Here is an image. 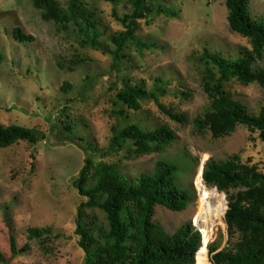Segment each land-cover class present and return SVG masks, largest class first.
<instances>
[{
    "label": "rangeland",
    "instance_id": "rangeland-1",
    "mask_svg": "<svg viewBox=\"0 0 264 264\" xmlns=\"http://www.w3.org/2000/svg\"><path fill=\"white\" fill-rule=\"evenodd\" d=\"M58 1L66 6L69 0ZM83 1L97 14L102 49L85 46L83 36L72 25L66 30L46 22L33 0H0V124L33 129L36 136L44 137L36 145L19 142L0 150V252L11 258L12 233L20 247L30 246L12 264H85L76 231L80 206L87 199L74 183L88 155L77 140H86L99 150L110 145L112 128L123 125L113 112V102L124 79L141 83L148 91L158 78L163 79L166 95L159 101L165 111L153 100L145 101L139 112L128 111L126 123L149 130L164 125L177 139L163 154L135 156L123 151L106 162L118 163L119 171L129 179L152 173L159 160L187 167L180 183L191 189L189 208L181 213L160 206L155 209L154 221L169 234L188 223L201 229L202 198L196 179L209 159L221 161L238 155L264 172V141L259 132L239 126L230 136L215 139L210 132L200 134L194 127V120L203 117L210 104L203 89L205 50L227 59L251 50L247 39L230 30L226 0H154L177 17L159 16L150 25L140 21L137 38L155 47L141 52L128 44L121 71L114 67V46L108 38L125 30L114 14L131 13L129 1L118 7L101 0ZM250 13L254 19H263L264 0H252ZM17 28L35 41H16L13 32ZM65 83L71 86L68 92L61 90ZM226 90L252 114L260 112L264 90L259 85L244 86L234 80ZM167 111L184 116L185 123L173 120ZM66 116L76 126V140L66 137L62 125ZM87 215L88 220L96 217L100 225H106L100 210H89ZM223 220L225 223V216ZM30 228H49L53 237L44 243L29 241ZM227 239L225 223L209 245L217 242L221 250Z\"/></svg>",
    "mask_w": 264,
    "mask_h": 264
},
{
    "label": "trees",
    "instance_id": "trees-1",
    "mask_svg": "<svg viewBox=\"0 0 264 264\" xmlns=\"http://www.w3.org/2000/svg\"><path fill=\"white\" fill-rule=\"evenodd\" d=\"M101 1L114 7L124 2ZM128 1L131 13L123 17L114 14L125 30L108 38L114 46L111 54L118 71H121L123 52L128 44H133L141 52L155 47L137 38L140 21L150 25L159 16L177 17L176 12L157 5L154 0ZM251 1L226 0L230 30L247 39L251 50L246 49L237 59H227L205 50L201 59L203 89L210 104L204 116L194 120V127L200 134L210 132L215 139L230 136L239 126H246L254 133L259 132L264 141V101L260 112L252 114L226 90L234 80L244 86L257 84L264 90V66L261 65L264 62V18H252ZM33 6L46 22H53L66 30L70 25L74 26L83 36L85 46L96 50L103 48L100 42L103 33L99 30L97 14L83 0H69L66 6L58 0H33ZM13 36L22 43L35 41L19 28L14 30ZM162 85L163 79L158 78L154 88L148 91L141 83L133 84L132 79H124L123 89L113 102V112L123 120V125L112 128L110 145L99 150L86 140H77L83 143L82 148L88 155L74 183L79 194L87 199L80 206L76 231L79 245L86 255L85 264H264V172L257 165L244 163L238 155L221 161L211 158L206 162L202 175L206 186L227 195L229 210L225 223L228 239L221 250L217 242L209 245L202 257L203 235L198 227L201 234L188 223L171 235L154 221L158 206L179 213L189 208L191 189L180 183L187 167L178 162L159 160L152 173L129 179L119 171L118 163L106 162L107 158L123 151L135 156L163 154L176 141V134L167 126L149 130L137 123H126L130 118L128 111L139 112L145 101L153 100L165 111L159 101L166 95ZM61 90L68 92L71 86L65 83ZM66 110L62 112L65 115ZM167 113L173 120L185 123L184 116ZM69 119L66 116L62 125L66 137L73 141L77 139L76 126ZM43 139L36 136L33 129L0 124V150L19 142L36 145ZM223 200L222 221L226 212V201ZM93 209L104 214L106 225H100L96 217L88 220L87 211ZM52 237L49 228L28 229L29 241L44 243ZM10 246L11 258L0 252V264H12L14 259L30 251L28 245L20 247L13 233Z\"/></svg>",
    "mask_w": 264,
    "mask_h": 264
},
{
    "label": "bare ground",
    "instance_id": "bare-ground-1",
    "mask_svg": "<svg viewBox=\"0 0 264 264\" xmlns=\"http://www.w3.org/2000/svg\"><path fill=\"white\" fill-rule=\"evenodd\" d=\"M202 173H203V169L201 168V173L198 174V178L196 179V186L202 198V206H201L202 209L200 216L198 217V221L202 229L201 232H203V234L201 235H204V238H202L203 248L206 249L207 246L212 241H214L219 226L225 225V223H223L224 220L222 221L221 218V214L223 212V206H224L223 198L225 199V195L223 196L220 194L223 197L222 198L218 193L219 191L216 192L217 191L216 189L207 187L204 180L202 179ZM226 209H227V201H226L225 211ZM225 214L226 212H224V216ZM205 253L206 250L202 251L201 253L202 257H204Z\"/></svg>",
    "mask_w": 264,
    "mask_h": 264
},
{
    "label": "water",
    "instance_id": "water-1",
    "mask_svg": "<svg viewBox=\"0 0 264 264\" xmlns=\"http://www.w3.org/2000/svg\"><path fill=\"white\" fill-rule=\"evenodd\" d=\"M205 164L206 163H204V165H203V167H202V169H203V171H204V168H205ZM202 175H203V173H202ZM214 189H216L217 191H218V189L217 188H214ZM225 199H227V196L225 195ZM228 210H229V203L227 202V209H226V214H227V212H228ZM226 214H225V216H226ZM197 229V228H196ZM197 231H199L198 229H197ZM200 234H201V232H199ZM202 245H203V240H202ZM202 248V247H201ZM200 251V250H199ZM199 253V252H198ZM198 253H197V255H198ZM197 255H196V257H197Z\"/></svg>",
    "mask_w": 264,
    "mask_h": 264
},
{
    "label": "clouds",
    "instance_id": "clouds-1",
    "mask_svg": "<svg viewBox=\"0 0 264 264\" xmlns=\"http://www.w3.org/2000/svg\"><path fill=\"white\" fill-rule=\"evenodd\" d=\"M199 232V231H198ZM202 236V235H201Z\"/></svg>",
    "mask_w": 264,
    "mask_h": 264
}]
</instances>
